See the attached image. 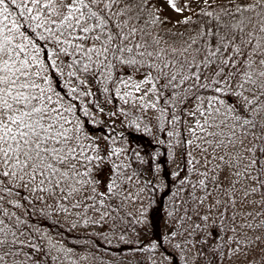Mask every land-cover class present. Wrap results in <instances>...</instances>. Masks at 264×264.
Listing matches in <instances>:
<instances>
[{
	"label": "snow or ice",
	"instance_id": "snow-or-ice-1",
	"mask_svg": "<svg viewBox=\"0 0 264 264\" xmlns=\"http://www.w3.org/2000/svg\"><path fill=\"white\" fill-rule=\"evenodd\" d=\"M201 2L197 15L208 21L190 42L165 49L149 31L173 22L160 17L158 0H0V264H19L25 246L38 250L23 217L31 209L43 214L48 200L55 210L104 219L136 199L137 173L121 160L125 150L107 133L87 130L96 120L81 98L94 95L91 83L124 104L156 108L147 97L161 80L194 102L190 138L180 141L184 167L170 173L179 207L169 236L184 235L174 247L184 264H224L241 252L247 264L255 256L264 264V237L254 234L264 231V0ZM164 3L183 17L175 25L191 22L183 16L193 11L188 0ZM193 214L198 222L190 226ZM162 255L177 264L172 253Z\"/></svg>",
	"mask_w": 264,
	"mask_h": 264
},
{
	"label": "trees",
	"instance_id": "trees-1",
	"mask_svg": "<svg viewBox=\"0 0 264 264\" xmlns=\"http://www.w3.org/2000/svg\"><path fill=\"white\" fill-rule=\"evenodd\" d=\"M224 2L219 1L215 4L219 5ZM197 13L191 16V22L188 24L173 27H170L171 23L152 25L149 26V31L152 36L162 38L160 47L180 48L185 41L190 42V39L209 19ZM159 15L161 18L166 17L163 12ZM28 33L40 47L45 46L46 41L38 39L30 29ZM180 33H183V36ZM48 47H52L50 42H48ZM41 57L43 58V53ZM61 59L71 62L70 57L61 55ZM127 71L131 69L121 68L119 70L121 74ZM143 71L144 69H141L140 72L134 74L142 75ZM49 74L51 75V72ZM57 79L62 80L63 77L57 76ZM52 83L55 88L57 80L54 79ZM161 83L157 84L159 106L155 111L158 114L155 113L148 117L144 114V108H127L117 100L118 97L112 91L104 93L102 91L104 85H99L98 90L95 85L89 83L88 86L94 95L81 99L85 106L93 110L96 124H89L87 130L98 137L107 133L115 140L114 147L125 150L121 154V160L131 165L127 169L129 174L133 169L137 173L134 183L130 185L133 193L137 194L136 199L125 201L122 210L104 219L100 218V214L89 211L83 214L84 222L77 224L67 222L62 217L64 212L55 210L52 200L47 201L49 207L44 209L43 214L31 209L29 214L23 218L28 222L27 230L32 233L34 237L32 243L38 246V250L23 247L16 258L19 264H63L60 255L48 245L49 238L86 254L94 264H171L162 255L165 250L173 254L177 264H184V254L174 247L177 243L183 245L184 235L181 233L175 238L169 236V233L177 228L175 218L178 215L176 209L179 207L178 201L172 195L177 191L178 185H174L175 177L170 173H174L178 167H184L181 159L184 145L180 141L182 138H189V133L185 128L188 119L187 112L188 106L194 102L180 100L179 95L182 94V89H177L176 95H173V89L163 88ZM115 86L109 85L113 89ZM157 95H155L156 98ZM204 95L208 96L210 93H204ZM97 106L102 107L104 112L95 113ZM114 106L117 108L115 109ZM161 109H164L163 115ZM112 112H116V115L113 116ZM172 115L179 117V121L169 123ZM168 132L174 135L169 136ZM137 152L140 154L139 158L135 156ZM193 154L196 155L195 152ZM151 169H155V172ZM105 178L102 174L101 179ZM140 189L143 190L140 191ZM36 208H44V205L36 202ZM17 211L23 213L24 209ZM194 222H198L195 214L189 225L191 226ZM254 234L264 237V231ZM210 243L216 244V241L210 239ZM25 253L28 255L26 256ZM248 259L241 252L238 258L233 257L231 260H226L224 264H247ZM252 259L253 264H260L259 256Z\"/></svg>",
	"mask_w": 264,
	"mask_h": 264
},
{
	"label": "rangeland",
	"instance_id": "rangeland-1",
	"mask_svg": "<svg viewBox=\"0 0 264 264\" xmlns=\"http://www.w3.org/2000/svg\"><path fill=\"white\" fill-rule=\"evenodd\" d=\"M219 1H225V0H215V2H219ZM159 4L163 5V14H165L166 17L170 18L173 22L171 23L170 27H173L175 25V21L182 19L183 17L175 12H173L166 3H164V0H158ZM185 3V0H179V6H183ZM188 5L191 9H193V11H185L183 13V16H192L195 12H199V8L203 7V4L201 2V4L198 6L196 4V0H188ZM133 78L135 80H141L143 79V75H138V74H134ZM121 88H123L122 85H120ZM148 100L152 101L153 103H156V108L159 106L158 100L156 98L155 95H149L147 97ZM119 100V102L124 105L127 108H143V107H139L134 103H129V104H124L122 100H120L119 98L117 99ZM115 109L117 108L116 106H114ZM188 111L192 110L194 108V103H191L188 106ZM156 108H144L145 112L144 114L146 115V117L148 116H153L156 114H158V112H156ZM155 111V112H154ZM193 123V118L188 116L187 119V126L185 128L188 129V127ZM189 138L190 135L188 134ZM67 222H75L74 224H77L79 222H84V217L83 214L76 212V211H70L68 213H63L62 216ZM47 238V237H46ZM48 239V238H47ZM55 245V247H52V245ZM48 245L51 247V249H53L55 252H57L61 259H63V264H94L93 260H90V258H88V256L82 252L76 251L71 249L70 247H67L63 244H59V242L54 241L52 238L48 239Z\"/></svg>",
	"mask_w": 264,
	"mask_h": 264
}]
</instances>
